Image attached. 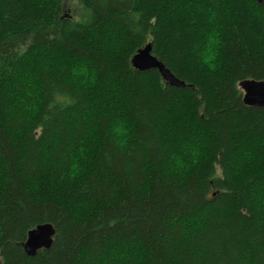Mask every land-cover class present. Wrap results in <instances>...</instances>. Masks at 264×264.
Wrapping results in <instances>:
<instances>
[{
    "label": "trees",
    "instance_id": "16d2710c",
    "mask_svg": "<svg viewBox=\"0 0 264 264\" xmlns=\"http://www.w3.org/2000/svg\"><path fill=\"white\" fill-rule=\"evenodd\" d=\"M148 44L185 89L133 68ZM247 79L264 82L256 0H0L2 263L264 264ZM42 224L53 244L29 257Z\"/></svg>",
    "mask_w": 264,
    "mask_h": 264
},
{
    "label": "water",
    "instance_id": "95a60500",
    "mask_svg": "<svg viewBox=\"0 0 264 264\" xmlns=\"http://www.w3.org/2000/svg\"><path fill=\"white\" fill-rule=\"evenodd\" d=\"M256 2L262 5L264 0H256ZM152 52V44H148L140 49L131 60L133 68L139 72L157 70L168 86L185 89L187 87L186 83L177 79ZM239 88L243 92V102L246 106L264 109L263 81L247 79L239 83ZM55 234L56 230L51 224H42L32 230L28 235L26 243L23 245L27 256L35 257L40 251L49 250L53 244ZM0 264H3L1 257Z\"/></svg>",
    "mask_w": 264,
    "mask_h": 264
},
{
    "label": "clouds",
    "instance_id": "9594fccd",
    "mask_svg": "<svg viewBox=\"0 0 264 264\" xmlns=\"http://www.w3.org/2000/svg\"><path fill=\"white\" fill-rule=\"evenodd\" d=\"M211 59H212V53L210 51L205 52V54H204V62L206 64H208ZM209 67H211L210 64H209ZM113 131L117 134L118 137L121 138L120 141H119V143L121 144V146H123L126 143V136H125V132H124L123 126L117 124L114 127ZM177 164L179 166H181V167L184 166L179 160H177Z\"/></svg>",
    "mask_w": 264,
    "mask_h": 264
},
{
    "label": "rangeland",
    "instance_id": "374dc122",
    "mask_svg": "<svg viewBox=\"0 0 264 264\" xmlns=\"http://www.w3.org/2000/svg\"><path fill=\"white\" fill-rule=\"evenodd\" d=\"M68 7H69V5H68ZM69 15H70V10L68 9V12H67Z\"/></svg>",
    "mask_w": 264,
    "mask_h": 264
}]
</instances>
